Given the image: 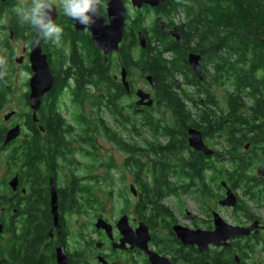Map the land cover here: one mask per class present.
I'll use <instances>...</instances> for the list:
<instances>
[{
    "label": "trees",
    "instance_id": "16d2710c",
    "mask_svg": "<svg viewBox=\"0 0 264 264\" xmlns=\"http://www.w3.org/2000/svg\"><path fill=\"white\" fill-rule=\"evenodd\" d=\"M158 10L168 17L172 27V15L178 12L184 15V23L174 25L180 32L181 42L162 32L157 22L154 28H149L148 13L145 12L142 28L134 16L128 29L123 30L124 38L117 57L127 76L139 73L142 78L144 75L153 77L157 106L164 107V111L156 114L155 107H152L139 113L130 103L126 113L121 103L125 90L112 75L113 63L117 58L113 60V57H109L105 61L96 49L91 71L81 61L75 62L73 68L71 89L72 104L77 110L78 152L93 161V165L109 170L113 166L111 160L108 165L102 164L96 152V142L102 137L127 156L125 166L132 168L135 174L141 168L144 185L139 187L138 198L143 212L142 220L153 228L155 212L162 213V216L167 213V207L162 202L171 193L163 187L169 185L165 172L171 168L172 160L152 156L157 153L174 154L176 146L184 148L187 145L186 132L195 128L208 143L215 141L220 145L219 149H215L217 155L214 153L216 157H213L192 152L189 158L174 159L179 163L176 169L189 172L192 178L199 170L197 172H202L207 179L208 187L210 183H215L222 190V184H225L238 192L235 207L242 219L251 220L256 215L248 203L258 208L264 207V176L257 174L258 170L264 171V0H174L162 3ZM139 33L146 40L144 49L138 43ZM165 52H175L176 57L171 56V60H167L163 57ZM190 54L201 56V79L194 77L189 69L184 70ZM119 68L117 62L115 69ZM176 74L183 77L185 85L193 88L191 93L181 89L179 93L175 91ZM61 85L63 88L68 86L66 81ZM88 87L93 88L92 93ZM186 102L195 109V115L185 106ZM104 115L109 116L121 130L139 136L141 144L126 141L115 133L105 122ZM169 122L175 125L171 126ZM59 123L54 120L48 124L49 138L52 140L48 147L53 153L66 148V143L64 145L58 137ZM140 129H147L151 140L143 138ZM160 130L167 138L164 146L155 144ZM35 144L23 149L18 160L19 163L31 164L27 172L22 170V174L35 178L37 200L45 202L47 196L39 188L43 176L36 166L40 163L43 150L39 141ZM138 153L148 156L141 167L138 166L139 159L134 157ZM78 177L77 185L73 182L71 186L61 189L60 201H83L98 206L100 202L96 200V193L101 190L102 177L93 175L92 185L87 177ZM103 179L106 181V178ZM88 185L91 186L89 191ZM209 190L201 193L202 196L217 201L219 195H211ZM126 202L128 205V200ZM77 209L82 211L85 208L79 206ZM257 244H239L238 258L241 264L254 257L257 250L264 257V248L258 249Z\"/></svg>",
    "mask_w": 264,
    "mask_h": 264
},
{
    "label": "flooded vegetation",
    "instance_id": "af4514ba",
    "mask_svg": "<svg viewBox=\"0 0 264 264\" xmlns=\"http://www.w3.org/2000/svg\"><path fill=\"white\" fill-rule=\"evenodd\" d=\"M109 1L111 0H105V8L102 13L101 19L104 20V24L109 23L106 11ZM121 1L127 10L125 30L131 25L134 16L137 17L136 22L142 28L143 16L147 12L150 18L147 24L149 28H154V24L157 22L162 32L176 42H181L178 29L179 40L170 34L172 30L176 29L175 23L172 27L168 17L158 10L162 3L174 0H159V5L156 8L144 6L140 10L133 8L130 5V0ZM26 2L27 0H0V55H6L9 58L7 75L0 78V157L6 155L3 164L6 174L0 176V264H58L59 261L62 264H151L147 253L136 246L138 236L136 230L139 223H144L142 207L138 198L140 197L139 187L144 185L141 168L136 171V174L134 170V172L132 171L130 188L133 187L136 194L131 193L135 199L134 206L131 207V215L123 213L118 218L110 219L103 214H97L95 205L92 203L60 201L59 192L61 189L71 186L73 182L76 185L79 183L76 172L79 171L78 166L81 163L76 158L78 156L84 158L78 152L77 110L72 104L73 68L75 62L81 61L86 65L88 71H91L97 48L89 30L78 29L77 24L63 15L62 9L58 6L60 0H56L57 6L53 16L54 20L64 28V38L59 45L54 46L41 42L38 46L40 50L37 60L39 62H42L41 59L45 60L51 81L49 89L40 92V96H36L33 91L35 79L33 61H36V47L31 44L34 34L27 26L21 27L14 15V9ZM160 20L164 25H161ZM98 51L104 57L103 52ZM170 55L173 58L176 57L175 52ZM117 56L118 52L110 53L104 59L107 61L106 59L109 57H113V60L117 58L113 64L116 66L118 62L120 67L118 70L121 71L123 67ZM186 69H189L193 74L188 61L187 66L184 67L185 72ZM137 75L141 79H145L147 76L144 75L142 78L139 73ZM193 76L196 77L194 74ZM131 77L127 76L129 91L122 86L120 76L119 79L114 76V80L121 84L125 90L124 98L130 99L133 108L139 113L152 107H155L156 114H159L160 111L163 112L164 107L157 106L156 84L151 87V91L147 92L134 87L130 82ZM43 80L47 82L48 76ZM64 81L68 86L63 88L61 84ZM175 82V88L179 89L180 83L176 80ZM43 85L44 83L39 85L42 90L44 89ZM137 91L149 94L153 100V106L137 107L136 103L139 101L135 95ZM54 120L60 122L58 137L62 143L64 142V145L66 143V148L53 153L48 147V143L52 142L49 138L48 124L49 122L52 124ZM164 124L160 123V125ZM169 124L175 125L171 122ZM12 130L14 132L18 130V136L6 142L5 138ZM157 133L155 144L164 146L167 138L162 130ZM186 135L187 145H184V148L176 146V153H157L152 156L157 159L169 158L172 160L171 168L165 172L168 175L169 185L163 187L164 190L168 188V192L171 194L165 197L162 202L167 207L166 215L162 216V213L155 212V225L153 228L148 227L151 239L147 249L154 252L159 259L161 258L164 264H241V260L238 258L240 257V243L256 242L258 249L264 248V220L256 216L251 220L242 219L243 222L240 221V211L236 207H221L219 203L225 197L223 184L222 190H219L215 183H210V187H208L207 179L203 177L202 172H197L199 170L196 171L195 178H192L189 172L176 169L179 163L174 162V159L189 158L193 155L192 152H196L189 146L188 132ZM136 137H138L136 140L140 139L139 136ZM37 141L43 150L40 163L36 164L43 176L39 188L42 194L47 196L46 203L37 200L35 178L22 174V170L26 171L28 167H31V164L19 163L18 160L21 151L36 145ZM204 144L207 147L210 146L206 140H204ZM211 150L215 153L214 149ZM215 155L217 154L215 153ZM215 155L213 157H216ZM134 157L139 159L138 166L141 167L144 158L148 156L138 153ZM92 167L93 164L85 169L81 167V171L86 172L87 175L84 174V178L89 179L87 181L90 185L93 184V175L90 173ZM72 174L76 177L74 178ZM14 177L18 181L15 190L10 186ZM82 183L85 184V182ZM90 185L87 187L88 191L91 190ZM51 186H54L57 193V227H55L51 212ZM207 190L212 193L211 195H219L217 201L210 198L211 205L207 201L209 198L203 197L201 194ZM186 194H191L199 199L200 204L205 208L203 211L198 208L201 214L197 210L193 212L188 209L182 201V197ZM166 198H171L173 203L167 206ZM79 206H83L85 209L79 211L77 209ZM224 211L230 213L231 218L224 216ZM124 215H127L131 228V233L126 235L118 227V222ZM215 215L220 216L230 227L249 229L255 221H258V230L251 231L248 236L230 237L228 246L211 244L208 246V251H200L197 246H184L178 239L174 231L175 227L188 231L212 232L215 229L213 221ZM99 220H102L105 225L97 226ZM248 261L245 260V264H248ZM254 263L259 264L255 261Z\"/></svg>",
    "mask_w": 264,
    "mask_h": 264
},
{
    "label": "water",
    "instance_id": "95a60500",
    "mask_svg": "<svg viewBox=\"0 0 264 264\" xmlns=\"http://www.w3.org/2000/svg\"><path fill=\"white\" fill-rule=\"evenodd\" d=\"M164 1V0H161ZM132 7L140 10L144 6H150L151 8H156L159 5V0H130ZM106 11L108 14V24H104L103 19H99L97 23L91 28L88 29L92 38V41L94 42V45L98 50H101L104 54V57H106L110 53H117L120 50V43L123 41L125 25H126V18L127 17V10L125 8V5L121 0H111L106 5ZM161 25H164L162 20H160ZM77 28L80 30H83L80 25L77 24ZM171 36L175 38L176 40H179V32L177 29H174L171 31ZM146 40L144 35L139 33L138 35V43L141 47V49L146 48ZM35 56L36 61H33V68L35 71V79H34V86L33 91L34 94L37 96H40V92L46 91L50 87V77L48 72V67L45 62V60L41 59L42 62H39L38 59V53L40 48L38 46H35ZM188 64L191 68V71L193 74L201 79L202 77V68H201V56L197 54H190L188 55ZM48 76L47 82L43 80L44 77ZM120 80L122 83V86L129 91V83L127 82V72L124 68L120 71ZM146 82L150 85V87H154V79L151 75H147L145 77ZM41 83H44V89L42 90L39 86ZM42 90V91H41ZM136 97L138 98V102L136 103L137 107L146 106V107H152L153 106V100L151 99L149 94L144 93L143 91H137ZM18 131V130H17ZM17 131H11L6 139V142L15 139L18 136ZM188 143L191 149H193L196 152L203 153L206 156H211L214 154L213 150H211L209 147H207L204 144V140L202 137V134L200 131H198L195 128H190L188 130ZM248 148V146L246 147ZM258 175L264 176L263 170L257 171ZM225 187V197L219 202L221 207H228V208H234L237 205V197L234 194L235 192L231 190L229 187H227L225 184H223ZM10 186L15 190L18 186L17 178L14 177V179L11 181ZM54 186H51V212L54 218V224L55 227L58 226V215L57 213V193ZM131 193L134 195L136 194L135 189L133 187L130 188ZM214 225L215 229L212 232H205L203 230H196V231H188L185 229H182L180 227H175L174 231L178 237V239L181 241L182 244L189 245V246H197L200 251H208L209 245H223L228 246V239L230 237H243L248 236L251 231L256 232L258 230L259 223L258 221H255L251 227L243 228V227H230L227 225V223L222 220V218L218 215H215L214 217ZM97 226L105 225V223L102 220H99ZM118 227L123 232L124 235L131 233V228L129 226L128 217L127 215H124L120 218L118 222ZM264 229V227H263ZM137 232V243L136 246L142 249L145 253H147V256L149 258V262L151 264H164L161 261V258L159 259L158 256L155 255L154 252L149 251L148 243L151 239L149 228L146 225V223H139V226L136 230ZM0 233H1V227H0ZM58 264H62L60 261Z\"/></svg>",
    "mask_w": 264,
    "mask_h": 264
},
{
    "label": "rangeland",
    "instance_id": "374dc122",
    "mask_svg": "<svg viewBox=\"0 0 264 264\" xmlns=\"http://www.w3.org/2000/svg\"><path fill=\"white\" fill-rule=\"evenodd\" d=\"M172 16L173 17H171L170 19L173 23H176L177 26L180 25L181 23H184L183 21L186 20L184 15L180 12ZM147 19H148L147 22L149 23L150 18L148 17ZM139 50L140 48L138 49V51ZM163 57H165V59L167 60H171V55L169 52L163 53ZM113 66L114 67L112 68V75L114 74V76H116L119 79L120 70L118 69L116 70L115 65ZM130 80H131L130 82H132V85L134 87L140 88L147 92L151 91L150 85L145 81V79H141L137 74H134ZM175 80L181 84V86L179 84L180 87L179 89L175 88V91L177 93L180 92V89L186 91L187 93H191L193 91L192 87L184 84L183 77L180 74L175 75ZM88 89L91 93L93 92L92 87H88ZM130 102L131 101L128 97L123 98V100L121 101L122 106L125 108L126 113H128V105L130 104ZM185 106H187L188 110L192 111V113L195 115L196 111L194 108L190 106V103L186 102ZM103 117L107 125H109V127L112 130H114L115 133L117 132L118 134H120V136L124 140L134 141L141 144V140H142L141 138L136 140L138 137L128 134V131L121 130L116 123L112 122V119L109 116L104 115ZM139 131L141 132V136L143 138L147 140H151V135L150 133H148L147 129H140ZM209 145H210L209 148L214 150L219 149L220 146L215 141L210 142ZM96 146L98 150L96 152H98L102 164L104 163L108 165L109 161L111 160V164H113V166L108 170L107 167H100L99 165L94 164L93 167L91 168L90 171L91 175L97 174L98 176L102 177L100 183L101 190L100 192L96 193V200H98L100 204L98 206L95 205V211L98 212L97 214L99 215L103 214L104 216L110 219L118 218L123 213L131 215L132 214L131 207L134 206L135 203V199L133 198L131 192L129 191L130 185L132 184L133 169L129 167L128 168L125 167V159L127 158V156L123 152H121L116 147V145L110 143L107 139L102 137L98 138L96 142ZM5 159H6L5 154L0 157V176L6 174V168L3 165L5 163ZM76 160L81 163V165L78 166V169L79 168L81 169V167H84L85 169L87 168V165L89 166L93 163V161H91L90 159H86L85 157L81 158L78 156ZM80 169L79 171L76 172V175H79L81 177H84V174L87 175L86 172L84 171L82 172ZM103 178H106V181H104ZM109 193H111V195H109ZM235 194L239 195L238 192H235ZM126 200H128V205ZM182 201H184L188 209H191V211L193 212H196L197 210V212L201 214V211L205 209L203 208L204 206L200 204L199 199H196V197L191 194L184 195L182 197ZM207 201L209 205L212 204V201H210V199ZM171 203H173V200L171 198L165 199V204L167 206L171 205ZM248 206H250L254 215L264 220V207L258 208L250 203H248ZM198 208L201 211L198 210ZM223 215L231 218L230 213H227L225 211ZM239 220L240 221L242 220V217H240V215H239ZM254 261L259 264H264V257L262 253L258 250L256 255L254 257H251V259H249L248 264H255Z\"/></svg>",
    "mask_w": 264,
    "mask_h": 264
},
{
    "label": "clouds",
    "instance_id": "9594fccd",
    "mask_svg": "<svg viewBox=\"0 0 264 264\" xmlns=\"http://www.w3.org/2000/svg\"><path fill=\"white\" fill-rule=\"evenodd\" d=\"M56 0H27L14 9L17 23L27 26L34 34L32 46L44 44L59 45L64 38V28L54 20ZM63 15L70 18L74 24L84 29H91L105 8V0H60L58 4ZM9 58L0 55V78L7 75Z\"/></svg>",
    "mask_w": 264,
    "mask_h": 264
},
{
    "label": "built area",
    "instance_id": "2783aa9c",
    "mask_svg": "<svg viewBox=\"0 0 264 264\" xmlns=\"http://www.w3.org/2000/svg\"><path fill=\"white\" fill-rule=\"evenodd\" d=\"M184 22V21H183ZM175 25H177L176 23H175Z\"/></svg>",
    "mask_w": 264,
    "mask_h": 264
}]
</instances>
